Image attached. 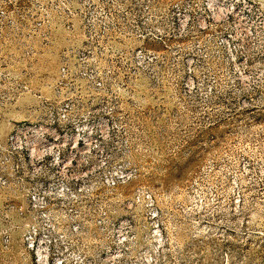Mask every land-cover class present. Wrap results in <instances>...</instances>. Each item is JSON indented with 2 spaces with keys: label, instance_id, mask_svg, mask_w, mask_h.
<instances>
[{
  "label": "rangeland",
  "instance_id": "1",
  "mask_svg": "<svg viewBox=\"0 0 264 264\" xmlns=\"http://www.w3.org/2000/svg\"><path fill=\"white\" fill-rule=\"evenodd\" d=\"M204 10L201 0H0V264H48L38 253L48 222L64 231L63 208L131 224L122 242L73 234L70 253L264 264V46L243 50L230 27L199 32ZM61 104L66 118L48 121ZM16 126L24 140L43 136L42 160L14 148ZM48 130L66 143L49 196ZM61 181L81 193L63 194Z\"/></svg>",
  "mask_w": 264,
  "mask_h": 264
},
{
  "label": "built area",
  "instance_id": "2",
  "mask_svg": "<svg viewBox=\"0 0 264 264\" xmlns=\"http://www.w3.org/2000/svg\"><path fill=\"white\" fill-rule=\"evenodd\" d=\"M201 3L205 6V13L199 23V32H206L210 37L214 28H220L223 32V29L230 27L231 30L226 35L231 39L236 36L243 50L264 46V2L262 0H201ZM199 32L198 30L195 32L196 36H199ZM180 35L185 36L182 33ZM222 41L224 42L225 39L223 38ZM147 51L149 55L154 56L155 50ZM210 84H213V80ZM66 110L65 105L61 104L57 118H49L48 121H62L67 116ZM55 133V131L48 130V196L50 193L49 180L53 170L58 171L65 166L62 157L66 143L58 141L60 135ZM22 134V128L16 126L12 135L14 148L24 155L30 164L42 160L47 154L43 136L35 135L27 138L24 135V140ZM60 185L62 193L70 194V197L78 196L82 191V188L76 189L64 181H61ZM32 197L35 198V194H32ZM78 211V208H63L61 226L64 231L59 236H54L51 231L55 224L48 222V252H39L38 259L48 261V264H66L68 260H74L77 264H87L86 261L112 264L114 257L111 255L70 253L68 246L76 243L70 238H73V234H79L83 243L85 239L95 244L122 242L126 238L125 235H128L131 224L127 220L116 221L97 217L95 212L77 218L74 212ZM85 231L88 232L87 237L83 236Z\"/></svg>",
  "mask_w": 264,
  "mask_h": 264
}]
</instances>
